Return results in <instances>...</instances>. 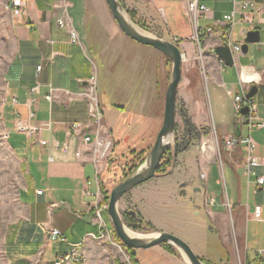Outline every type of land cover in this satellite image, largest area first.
I'll return each instance as SVG.
<instances>
[{
	"label": "crops",
	"instance_id": "0c3cea01",
	"mask_svg": "<svg viewBox=\"0 0 264 264\" xmlns=\"http://www.w3.org/2000/svg\"><path fill=\"white\" fill-rule=\"evenodd\" d=\"M5 1L8 6L10 0ZM252 1L256 5L252 13L253 22L241 19L239 12L235 14L237 21L231 29V46H241L249 30H257L260 41L249 43L245 53L233 52L234 65L229 66L214 53V48L228 38V26L223 15L232 10L231 0H199L206 9L199 12L196 19L188 12L187 0H137V4L147 9V17L155 25L159 37L175 42L181 50V76L176 92V114L181 124L176 121V125H183L185 129L192 127L195 131L185 150L176 153L167 170L171 171L158 176L172 172L178 155L185 162L193 141L202 140L207 131H211L220 144L223 138L235 135L238 126L240 134L245 135L247 129L242 118L235 115L232 95L252 85L257 87L253 97L257 103L258 122L262 123L251 131L256 143L254 154L259 159L254 170L256 176H264V1ZM92 3V0H26L23 8H9L14 49L3 74L5 106L12 124L7 139L17 134L10 142L22 164L24 182L19 190V199L26 213L9 225L5 240L8 264H54L59 254L74 249L83 255L84 260L67 264H91L94 256L101 255L100 247H105L99 238L91 236V233L98 232L94 212L90 208L97 189L90 156L92 145L83 143L81 138L66 135L69 123L88 120V104L82 94L90 78L93 75L97 78L101 67L110 71L103 54L105 37L97 27L95 14L91 11ZM60 20L64 26L59 24ZM72 30L77 41L71 39ZM126 45L140 53L134 63L140 83L137 98H134L135 91L125 96L121 93L119 96L112 89L108 91L114 100L111 108L117 111V122L126 114L128 124H138L137 134L130 139L132 143L136 140L135 145L127 149H140L149 145L148 139L156 137L162 123L161 112L171 64L151 46L141 44L138 47L127 41ZM37 66H41L39 71ZM242 75L245 83L241 82ZM35 84L39 85V90L33 95L35 103L29 106L28 89ZM50 91L52 99L49 101L44 96ZM132 99L137 100L136 111L127 109ZM29 109L35 112L30 119L27 117ZM17 120L33 126L49 122L50 127L34 136H27L15 129ZM104 137L107 138L105 132ZM41 139L48 143L42 146ZM56 141H67V152L57 149ZM113 141L116 146L117 141ZM205 144L204 141L191 159L190 170L182 180L185 183L177 184L182 191L176 197L186 198L190 194L188 210L196 217L189 225L191 231L187 237L186 234L179 237L194 245L190 247L204 263L213 264L210 258L213 250L209 248L210 240L216 238L212 235L213 227L228 257L231 258L234 250L238 249L244 264H264V255H257L258 251H264V185L256 190L254 183L247 182L242 169L243 147L227 151L221 144L215 157ZM76 151L81 153L79 157H76ZM193 167L203 173V177L200 174L198 178L192 176ZM218 171L227 179L220 191L216 190V181L213 180ZM86 180L91 183L86 184ZM107 185L110 187L109 182ZM185 185L191 192L182 188ZM39 190L41 193L38 194ZM207 198H212L213 202L207 203ZM224 201L229 203V211ZM64 203L67 205H62ZM257 204L262 206L260 220L251 216L252 208ZM50 205L53 207L48 214ZM226 214L231 219L230 229L237 248L229 242ZM49 227L58 228L65 235L66 242L50 241L45 232ZM149 250L152 256L161 260V264H188L182 255L183 261L175 254L165 252L160 245ZM217 250L221 254L224 252L220 246ZM136 256L137 252L135 259Z\"/></svg>",
	"mask_w": 264,
	"mask_h": 264
},
{
	"label": "rangeland",
	"instance_id": "374dc122",
	"mask_svg": "<svg viewBox=\"0 0 264 264\" xmlns=\"http://www.w3.org/2000/svg\"><path fill=\"white\" fill-rule=\"evenodd\" d=\"M92 1H94V3H92L91 11L95 14L98 29H100V32L105 37L106 45H103V54L107 59V70H110L107 72L106 68L103 69V67H101L100 71H98L96 83L97 94L99 96L100 108L102 111L101 128L105 133H107V138L112 140L115 139L117 141L112 154L113 157L116 156L117 159L111 161L108 160V165L102 173V178L109 182L111 190V188L119 182L116 180L121 178L120 176L122 175L123 171V169L121 170L119 168L124 165L127 158L129 157V150L132 149V147L127 149V147L135 145L136 140L132 143L130 139L134 134H137L138 124L137 126L133 123V125L128 124V116L126 114L122 116L120 122H117V111L115 108H111L113 107L111 105H113L114 100L110 97L111 94H109L108 90H115L118 95L121 93L122 96H125L126 94L128 95L135 91L134 98H137V92L140 89V83L139 80H137L136 72L138 71L136 70L134 63L135 59H138L140 53L138 52L137 54L135 51H133L132 48L126 45V41L132 43L133 45H137L138 47H141V44L135 40H132L121 30H119L117 23L111 16L105 0ZM119 1L128 13V16L131 17L128 11H135L137 19L144 20L149 27V29L141 27L138 23H136V21L132 19L140 28L156 36H159L158 30L154 27L155 25H153L147 17L149 15L147 9L142 5L137 4V0ZM7 4L8 3H6L5 0H0V264H8V258L6 257L5 253V240L9 225L18 218L24 216L26 213V208L19 199V190L24 182L22 176V164L10 142L17 134H13L10 140L6 138V133L8 132V129H11L12 124L11 117L8 114V108L5 106L6 82L4 81L3 74L6 64L14 49L11 12L9 8H7ZM144 15H146V17ZM109 41L112 42L111 46L109 45ZM131 64H133V67ZM113 67L117 68L114 69ZM137 106V100L132 99L127 109L131 108L135 109L136 111ZM161 114L163 118V110ZM176 121L181 124V119L179 116H177V114ZM180 124H175V127H177L178 137L183 135L179 142L184 139V132L186 131L185 127L183 125L180 126ZM194 133L195 131H193V134ZM151 137H153V135H151ZM151 139H148V146L140 148L145 149L146 151L143 161L140 162L133 171H129L130 173L127 176L133 173L144 162L155 138L153 137L152 141ZM191 141L192 139L190 142ZM201 141H205V147H207L209 151L213 152V156L217 157L219 149L221 148L220 141H217L211 131H207V134L203 136L202 140L200 138L199 140L193 141V146H190L189 151L186 154L188 158L185 162H182L180 159L181 155H178V162L169 175L155 176L134 187L121 198L118 208L128 229L144 235L162 230L174 233L180 237L186 234L187 237V234L189 231H191L189 225L195 221L194 219H196V217H194L190 210H188L189 206L191 205L189 198L190 194L187 195L186 198L183 196L182 198H179L178 196L176 197V195H179L182 191L181 188H177V184L181 182L180 184L183 185L185 183V181L182 180L184 179L185 173L189 172L190 170V164L192 162L191 159L196 156L197 150H200L199 147L201 144L203 145V142L201 143ZM173 150L174 144L171 142L160 163H165L167 159L170 158L171 166L174 156ZM183 150H185V148L182 149V151ZM157 170L156 173L160 174V172ZM192 173V176H196V178L199 177L200 172L197 168L193 167ZM213 180L216 181L214 184L216 190L218 191H220L221 186L223 187V183L225 181L227 182L226 175L223 176V174H220L219 171L217 172L216 178ZM227 185L229 186L228 183ZM38 186L41 187V184L38 183ZM222 187L221 189H223ZM182 188H184V190L188 193L191 192V189L187 185L183 186ZM226 203L227 202L224 201V206L229 211L228 205H226ZM62 205L67 204L64 203ZM131 210L141 214L144 221L137 222L136 220L127 219L125 216L126 212ZM103 217L108 223V226L111 229L110 231H112V242L106 241L104 239H98L101 240L103 244H105V247H100L99 253H101V255L94 256L91 264H134L133 257H135L136 252V260L140 264H161V260L157 256H152V253L149 250L150 248L127 249L126 246L121 243V241L116 236L107 212L103 214ZM67 220H70V217H67ZM226 220L229 224L227 234L229 242L232 243L233 248H237V243L233 241L231 233L232 231L230 229L231 219L229 215H227ZM209 224L212 226L211 222H209ZM212 230H214L212 234L213 237L214 235L216 237L215 240H210L211 242H209V248L210 250H213L211 253L213 257H210L213 264H219L221 260L223 261V264H244L243 257L240 256L238 249L234 250L231 258L228 257L227 250L223 247L221 241L218 240V234L216 235L215 229L213 227ZM216 230L219 231L218 227ZM197 233H201L199 229L197 230ZM185 242H187L188 245L190 244L189 246L192 244L188 241V239H186ZM165 245L171 247L175 252H170ZM160 246L165 252L168 251L172 254H175L178 259L180 258L181 261H183L180 252L173 245L163 243L160 244ZM192 246L194 247L193 244ZM217 246L221 247V249L224 251L223 254L218 252ZM257 255L263 256L264 251L263 254H258L257 252Z\"/></svg>",
	"mask_w": 264,
	"mask_h": 264
},
{
	"label": "built area",
	"instance_id": "2783aa9c",
	"mask_svg": "<svg viewBox=\"0 0 264 264\" xmlns=\"http://www.w3.org/2000/svg\"><path fill=\"white\" fill-rule=\"evenodd\" d=\"M232 1V10L223 15V20L226 22L228 26L227 35L228 38L226 42L231 47L232 52H241L240 45L231 46V29L235 22L237 21L235 14L239 12L241 14V19L249 22H253L252 13L256 9L255 2L252 0H231ZM264 1V0H263ZM26 0H10L7 8L17 9L23 8L25 6ZM187 9L191 16L196 19L197 14L206 9L205 5L200 3L199 0H187ZM23 11V10H22ZM260 20H263L262 18ZM61 26H64L63 21H59ZM208 31L211 29L208 28ZM72 41H77V35L72 30L71 33ZM41 66H37V71H39ZM242 83H245V79L240 78ZM97 78L96 75H93L88 81L86 90L82 94L88 104V120L85 123L72 122L68 124L66 135L68 137H78L81 138L83 143L91 144L92 147L90 149L91 162L94 167V177L93 180L96 184V191L93 193L94 199L91 201L90 208L94 212L96 225L98 227L97 233H91V236L94 238L104 239L106 241L112 242L111 232L108 228V225L103 218V212H107L108 206V193L110 187H108L107 183L102 179V172L104 170L106 160L110 155L113 147L114 141L110 138L104 137V131L101 128L102 122V111L100 108L99 96L97 94ZM248 88H242V91L237 94H233V102H234V112L237 117L242 118V121L247 129V133L245 135L236 136L234 134H230L227 137L221 140V144L223 149L227 151L233 150L235 147L241 146L244 149V159L242 163L243 173L247 178L248 183H254L255 189H259L264 185V176L258 175L256 176L255 167L259 165V159L255 156L254 150L256 147V143L251 135V131L254 127L261 126L262 123L258 122L257 117V103L254 97H247L246 94L249 91ZM39 90V85L35 84L28 89V104L29 106L35 103L34 94ZM45 99L51 100L52 95L51 91L44 96ZM15 102L16 99L13 98ZM243 107L247 108V113L242 114L241 110ZM35 112L29 109L27 113L28 119L33 117ZM50 123H41L39 126H33L25 121L17 120L15 123V129L18 132L25 133L27 136H34L39 134L44 129H49ZM8 137V132L6 133V138ZM48 143L47 140L41 139L40 144L42 146ZM55 147L63 152H67L68 150V142H55ZM80 152L76 151V157L80 156ZM203 177V173L200 174ZM89 180H86V184H90ZM87 194H90L89 191H85ZM37 193H41V191H37ZM207 203L211 204L213 202L212 198H207ZM226 205L229 207V203ZM53 205H50L47 209L48 214L51 213ZM262 213V206L257 204L252 208L251 216L253 219L260 220ZM45 232L50 241L53 242H66L65 235L55 227L45 228ZM258 254H263V251H258ZM84 260L82 254H80L77 249H74L70 252L59 254L55 260L54 264H67L70 262L81 263Z\"/></svg>",
	"mask_w": 264,
	"mask_h": 264
},
{
	"label": "water",
	"instance_id": "95a60500",
	"mask_svg": "<svg viewBox=\"0 0 264 264\" xmlns=\"http://www.w3.org/2000/svg\"><path fill=\"white\" fill-rule=\"evenodd\" d=\"M105 2L119 29L126 36L140 44L148 45L157 49L165 55L171 63L169 81L164 97L162 123L156 134L153 145L144 162L133 173L116 183L110 190L107 214L113 226V230L121 243L132 249H148L163 243L171 244L176 247L188 264H206L195 254L187 242L173 233L167 231H155L148 233L147 236L136 237L130 235L126 230L127 226L124 223L118 208L121 198L134 187L158 176L156 170L164 153L167 148H169L171 142H173L174 147L176 146V92L181 76V62L183 55L179 46L175 42L156 36L140 28L132 18L127 15L128 13L119 0H105ZM259 41L260 34L257 30L247 31L244 43L241 45V52H247L249 43H257ZM214 53L221 58L226 65H234L233 52L226 41L216 46L214 48ZM256 92V85H252L246 96L253 97ZM241 113L246 114L247 108L243 107ZM239 134L240 127L238 126L235 135L238 136ZM175 156L176 151L174 150L173 162ZM170 171L171 170L167 171L165 174ZM130 212L136 214L133 210Z\"/></svg>",
	"mask_w": 264,
	"mask_h": 264
},
{
	"label": "trees",
	"instance_id": "16d2710c",
	"mask_svg": "<svg viewBox=\"0 0 264 264\" xmlns=\"http://www.w3.org/2000/svg\"><path fill=\"white\" fill-rule=\"evenodd\" d=\"M128 12L131 15L132 19L134 21H136V23H138L141 27L149 29L147 23L144 20L137 19V15H136L135 11H128ZM164 57L168 61V63H170V60L165 55H164ZM175 132H176V134H175L176 135V146L174 147V150L176 152H179L182 149H184L187 146V144L189 143L191 136H193V129H192V127H188L186 129V131L184 132L185 133V137H183L184 139L180 142H179V140L182 139L183 135L178 137L177 127H175ZM114 147H115V144H114ZM114 147H113L111 152L114 151ZM145 155H146L145 149H140V150H137L135 148L130 149L129 150V157L127 158V160L125 158L126 162L124 163V165H122L121 168H119L121 170L123 169L122 175L120 176L121 177L120 179L122 180L123 178H125L130 173L129 171H133L134 168H136L138 166V164L143 161ZM108 158L110 161L117 159L116 156L113 157L112 154H111V156L109 155ZM168 162H171L170 158L167 159V161L165 163L164 162L160 163L157 171H159L160 173L167 172V170H168L167 167L170 166V163H168ZM120 179L118 178V180H116V181H120ZM125 216L129 220H136L137 222L144 221L141 214H138V213L133 214L132 212L129 211V212H126ZM165 246L170 252H173V253L175 252V251H173V249L171 247H169L167 245H165ZM126 248L132 249V248L127 247V246H126ZM133 259H134V264H139L138 261L135 259V257H133Z\"/></svg>",
	"mask_w": 264,
	"mask_h": 264
},
{
	"label": "bare ground",
	"instance_id": "6f19581e",
	"mask_svg": "<svg viewBox=\"0 0 264 264\" xmlns=\"http://www.w3.org/2000/svg\"><path fill=\"white\" fill-rule=\"evenodd\" d=\"M126 17H128V16H126ZM127 228V227H126ZM127 230V232L130 234V235H132V236H136V237H142V236H147V234L146 235H144V234H141V233H138V232H134V231H132V230H130V229H126Z\"/></svg>",
	"mask_w": 264,
	"mask_h": 264
},
{
	"label": "flooded vegetation",
	"instance_id": "af4514ba",
	"mask_svg": "<svg viewBox=\"0 0 264 264\" xmlns=\"http://www.w3.org/2000/svg\"><path fill=\"white\" fill-rule=\"evenodd\" d=\"M174 151V150H173ZM170 164H171V162H170Z\"/></svg>",
	"mask_w": 264,
	"mask_h": 264
}]
</instances>
